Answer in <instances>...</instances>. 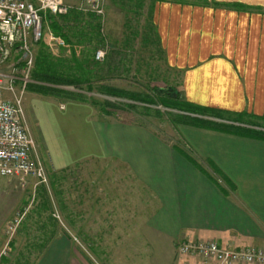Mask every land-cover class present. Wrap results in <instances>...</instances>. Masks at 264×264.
<instances>
[{
	"label": "crops",
	"instance_id": "0c3cea01",
	"mask_svg": "<svg viewBox=\"0 0 264 264\" xmlns=\"http://www.w3.org/2000/svg\"><path fill=\"white\" fill-rule=\"evenodd\" d=\"M111 1L137 15L148 9L141 33L152 27L151 39L158 43L167 68L179 75L187 104L264 132V0ZM43 16L46 32L54 33L50 14ZM70 24L60 21L62 27ZM56 49L60 48L52 51ZM29 108L55 169L92 158L117 160L129 170L128 182L143 189L145 207L154 205L153 213L143 216L134 229L138 244H112L133 249L126 253L131 264H136V249H143L145 264H203L199 258L178 255L177 245L184 240L215 239L232 247L264 249L263 139L207 128L182 130L197 158L182 151L193 162L143 126L94 121L90 115L83 119L77 105L63 110L56 102L37 97ZM250 121L258 127L247 125ZM10 183L0 177V235L15 216L17 204L24 206L30 198L14 194L15 185ZM120 199H112L114 208L105 215L99 213L111 217L114 226L116 218L125 216ZM81 248L75 238L53 228L32 264H98ZM115 259L107 264H119Z\"/></svg>",
	"mask_w": 264,
	"mask_h": 264
},
{
	"label": "rangeland",
	"instance_id": "374dc122",
	"mask_svg": "<svg viewBox=\"0 0 264 264\" xmlns=\"http://www.w3.org/2000/svg\"><path fill=\"white\" fill-rule=\"evenodd\" d=\"M67 1L75 10H78L76 8L81 4V0ZM104 9V22L94 14L91 16L92 13L82 12L84 13L83 23L73 27L74 30L77 29L76 34H79L80 38L76 40L72 38L74 44H68L54 51H47L55 59H63L70 66L74 65L75 67V62L72 61L73 52L76 53L78 59L83 60L93 54L94 48L106 49V59L101 67H93L91 63L85 67L94 75L92 81L95 82V87H114L124 93L136 94L134 98L141 100L135 102L138 106L135 111L123 106V109L112 108L109 111L110 115H103L99 104L105 100L122 103H127L130 100L119 97L115 99L97 91L87 93L86 86H83L87 95L86 102L63 94L47 96L35 90H26L23 96L25 119L36 142L38 155L47 169L48 180L47 184L36 186L37 180L29 179L27 186L20 188L16 178H6L11 182L10 184L15 185L16 193L14 194L22 195L26 200L29 196L30 198L24 206L17 204L15 216H12L9 223L3 227L2 235H0V245H2L0 264H31L39 251L35 246H45L53 228H56L58 234L68 233L72 238H75L76 242H79L83 247L81 250L94 263L107 264V261L112 263L114 256L116 258L114 263L131 264V257H128L126 253L127 251L133 252V249L113 247L112 244L121 242L129 244V241L138 244L139 236L134 232V229H138L136 225L143 221V216H147L148 213L151 214L155 210L154 205L149 208L145 207L147 201L142 196L143 189L137 184L132 185L130 181L128 182V177L131 174L126 166L117 160L92 158L65 170L55 169L51 164L52 158L45 149L40 133L31 117L32 107L29 108V103L32 98L54 101L63 110L66 109V105L67 107L77 105L81 108L80 113H82L83 119L90 115L89 119L94 121L104 120L143 126L167 144L178 146L194 159L197 157L187 147L188 144L183 139L181 131L203 127L191 125V122V124H187L189 118L213 124H225L227 127L243 125L241 122L224 120L217 113L206 114L202 109L187 104L182 99L180 77L167 68L158 43L150 39L148 41L150 44H146L142 40L143 33L141 32L143 31L141 29L144 25V18L148 16L147 8L141 10V15H137L132 13V8L121 10L119 6H114L111 0H105ZM99 21L102 26L100 33L103 40L100 36L89 41L92 32L90 25L95 26ZM127 25H130L132 30L127 28ZM46 28L47 26L44 24L45 31L48 30ZM136 29L139 33H136ZM129 32L136 34H131L135 36L128 37ZM151 38L153 37L151 36ZM99 39L101 41L98 42ZM42 42L46 44L47 41L44 39ZM39 48L38 45L34 47L36 56ZM15 58L16 56H11L10 61H14ZM111 64L115 67L113 70H111ZM7 69L5 66L6 71ZM59 88L74 91L73 86H60ZM155 89L165 93L169 91L174 99L166 95H160L162 96L160 99L158 93L154 91ZM149 96L158 97V104L149 103ZM93 100L94 103H92ZM253 123L255 122L250 121L247 125L252 126ZM256 125L252 127L257 128ZM72 126L74 125L67 124L68 128ZM67 135L68 131L65 132L66 137ZM198 160L205 161L203 158H198ZM34 194L35 198L33 199ZM119 196H121L119 203L121 213L125 216L116 218L114 226L111 217L103 218L99 216V213L105 215V212L113 209L112 199ZM127 215H131V217L128 218ZM142 254L143 249H136V264H145L141 261ZM127 257L130 260L126 259Z\"/></svg>",
	"mask_w": 264,
	"mask_h": 264
},
{
	"label": "built area",
	"instance_id": "2783aa9c",
	"mask_svg": "<svg viewBox=\"0 0 264 264\" xmlns=\"http://www.w3.org/2000/svg\"><path fill=\"white\" fill-rule=\"evenodd\" d=\"M104 4L105 0H81L76 9L104 22ZM71 9L67 0H0V177L16 178L23 188L29 179L37 180L36 186L48 180L23 107L35 67L34 47L44 39L50 51L66 46L64 38L45 31L43 14L66 16ZM106 52L98 49L95 60L105 61ZM11 56H16L14 61ZM177 253L199 258L203 264H264L262 248L232 247L212 239L181 241Z\"/></svg>",
	"mask_w": 264,
	"mask_h": 264
},
{
	"label": "trees",
	"instance_id": "16d2710c",
	"mask_svg": "<svg viewBox=\"0 0 264 264\" xmlns=\"http://www.w3.org/2000/svg\"><path fill=\"white\" fill-rule=\"evenodd\" d=\"M83 15L84 13L78 10H75V9H72L69 12V14L66 16H55L54 17L53 15H50V19L52 20V23H53L51 29L53 30L55 35L64 38L67 45L74 44L73 39L76 40L77 38H80V35L76 34L77 29L75 28L74 30L73 27H76L80 25L81 23H83V18H82ZM91 16H93V14H91ZM56 17H58L57 20L55 19ZM60 21L62 24L63 22L71 23L70 25L72 27L70 25H66L62 27L60 25ZM128 27L131 28L130 25H127V28ZM90 28L93 33L92 32L90 33L89 41L93 40V38L96 39L97 37L101 36L100 31L102 29V26H101L100 21L99 23H96L95 26L90 25ZM146 29L147 31L143 33V40H145V42H147L148 39L150 40L151 35H152L151 33L152 27L149 25L146 27ZM101 40H103L102 36H101ZM101 40L99 39L98 42ZM38 46H40V48L36 56L35 67L31 74L32 82L28 84L27 89L38 91L39 93L43 95H47V96H53L55 94H63L66 96H72L74 99H80L86 102L87 95L83 89V86H86L87 93L97 91L98 93L102 95H107L115 99L119 97V98H124L130 101H134V102L129 101L127 103H122V102H114L111 100H105L103 103L99 104L100 105L99 108L103 115H110L109 111L112 108L123 109V106L130 108L132 110L134 109V111L137 109L138 106H137V103L135 102H139L141 99H135L134 96L136 94L124 93L114 87L112 88L111 87L106 88L104 86L95 87L96 86L95 82L92 81V76L94 75L91 74V71H87L85 67L89 66L90 63L93 65V67H99V66L101 67L103 65L104 61L98 62L95 60V53L98 49L94 48L93 54L89 55L88 58H85L83 60L78 59L76 57V53L73 52L72 61L75 62L74 63L75 67H74V65L70 66V64L65 62L63 59H55L51 55V53L47 51L49 49L44 42H40ZM60 86H73L74 91H69L66 89L59 88ZM154 91L158 93L157 95H159L160 99H162V96L160 95H164V96L166 95L167 97H173V95L172 96L170 95L169 91H167L166 93L158 89H155ZM149 97H150V100L148 99L149 103L153 105L158 104V100H157L158 97H155V96H149ZM166 99L169 100V98H166ZM92 103H94V100ZM189 119H190L189 123L187 124L192 123L191 125H195V126L203 127L207 129H215L218 131H227V132L238 133L242 135L255 136L257 138L264 140L263 131H257V130L250 129L244 126H234L233 125V126L227 127L225 126V124H213L209 122L195 120L192 118H189ZM176 149L179 152H181L183 155L188 157L191 161L195 162L193 158H191L185 152L180 150L178 146L176 147ZM35 248L39 250L38 252H41L40 248L42 247L35 246Z\"/></svg>",
	"mask_w": 264,
	"mask_h": 264
}]
</instances>
